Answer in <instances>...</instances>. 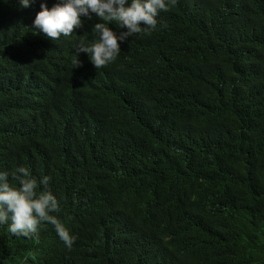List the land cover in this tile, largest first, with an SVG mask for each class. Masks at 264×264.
Wrapping results in <instances>:
<instances>
[{
	"label": "trees",
	"instance_id": "1",
	"mask_svg": "<svg viewBox=\"0 0 264 264\" xmlns=\"http://www.w3.org/2000/svg\"><path fill=\"white\" fill-rule=\"evenodd\" d=\"M35 5L0 0V172L49 176L77 239L3 224L0 264H264V0H175L78 74L102 19L36 37Z\"/></svg>",
	"mask_w": 264,
	"mask_h": 264
},
{
	"label": "clouds",
	"instance_id": "2",
	"mask_svg": "<svg viewBox=\"0 0 264 264\" xmlns=\"http://www.w3.org/2000/svg\"><path fill=\"white\" fill-rule=\"evenodd\" d=\"M30 3L31 0H20L23 8L29 7ZM174 4L175 0L170 3L166 0H131L130 4L128 0H36L39 13L32 28L36 37L42 32L58 40L61 35L71 37L77 33L83 21L95 14L103 21L93 27L97 39L91 44L81 39L77 50H71L68 55V68L71 73L78 74L81 66L79 52H85L91 70L93 65L96 69H109L108 65L121 52L119 41L155 30L159 13L168 11ZM113 22L118 29L126 31H114L109 26ZM50 179L43 176L37 180L25 167L11 173L0 172V225L8 224V230L16 236L32 238L41 224L49 223L66 248L71 250L77 236L72 235L65 222L56 215L61 207L57 197L48 189Z\"/></svg>",
	"mask_w": 264,
	"mask_h": 264
}]
</instances>
